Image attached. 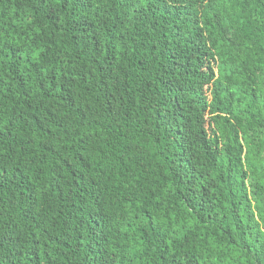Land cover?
I'll use <instances>...</instances> for the list:
<instances>
[{
  "label": "trees",
  "instance_id": "obj_1",
  "mask_svg": "<svg viewBox=\"0 0 264 264\" xmlns=\"http://www.w3.org/2000/svg\"><path fill=\"white\" fill-rule=\"evenodd\" d=\"M0 264H264V0H0Z\"/></svg>",
  "mask_w": 264,
  "mask_h": 264
}]
</instances>
